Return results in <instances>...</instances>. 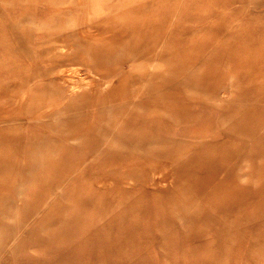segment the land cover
Returning <instances> with one entry per match:
<instances>
[{
  "label": "rangeland",
  "instance_id": "1",
  "mask_svg": "<svg viewBox=\"0 0 264 264\" xmlns=\"http://www.w3.org/2000/svg\"><path fill=\"white\" fill-rule=\"evenodd\" d=\"M0 204V264H264V0H0Z\"/></svg>",
  "mask_w": 264,
  "mask_h": 264
},
{
  "label": "bare ground",
  "instance_id": "2",
  "mask_svg": "<svg viewBox=\"0 0 264 264\" xmlns=\"http://www.w3.org/2000/svg\"><path fill=\"white\" fill-rule=\"evenodd\" d=\"M87 1V0H86ZM64 2V1H63ZM74 2V1H73ZM83 2V1H82ZM72 3V2H71ZM81 3V2H80ZM84 3V2H83ZM88 3V2H87ZM85 5V4H84ZM88 5V4H87ZM81 9V8H80ZM63 11V10H62ZM67 11V10H66ZM74 13V12H73ZM91 13V12H90ZM80 14H83V13H80ZM119 17V16H118ZM78 18V17H77ZM80 19V18H79ZM83 21V20H82ZM117 22V21H116ZM63 23V22H62ZM57 24V23H56ZM60 24V23H59ZM83 24V23H82ZM81 24V25H82ZM62 25V24H61ZM53 26V25H52ZM63 26V25H62ZM77 26V25H76ZM31 27V26H30ZM88 28V27H87ZM91 29V28H90ZM89 30V29H88ZM92 30V29H91ZM102 30V29H101ZM76 31V30H75ZM84 31V30H83ZM100 31V30H99ZM98 30H97V32H99ZM70 34V33H69ZM97 35V34H96ZM99 35V34H98ZM70 36V35H69ZM72 36V35H71ZM86 36V35H85ZM92 36H94V35H92ZM81 37V36H80ZM90 37V36H89ZM96 37V36H95ZM108 37V36H107ZM130 37V36H129ZM58 38V37H57ZM73 38V37H72ZM76 38V37H75ZM82 38V37H81ZM98 38H100V37H98ZM92 39V38H91ZM69 40V39H68ZM71 45V44H70ZM78 45V44H77ZM22 46V45H21ZM56 47V46H55ZM62 47V46H61ZM80 47H81V45H80ZM24 48V47H23ZM25 49V48H24ZM23 49V50H24ZM25 50H27V49H25ZM82 50H83V48H82ZM45 51V50H44ZM47 51H48V49H47ZM65 51V50H64ZM25 52V51H24ZM46 53H48V52H46ZM62 53V52H61ZM32 54V53H31ZM30 54V55H31ZM74 54V53H73ZM29 55V54H28ZM75 55H76V53H75ZM54 56V55H53ZM122 56V55H121ZM31 57V56H30ZM76 58V57H75ZM116 58V57H115ZM138 58V57H137ZM105 61V60H104ZM134 62V61H133ZM138 62V61H137ZM93 63V62H92ZM84 64V63H83ZM123 64V63H122ZM137 64V63H136ZM101 65V64H100ZM67 66V65H66ZM87 66V65H86ZM112 67L114 66V65H111ZM121 66V65H120ZM141 66H142V64H141ZM54 67H56L55 65H54ZM110 67V66H109ZM144 67V66H143ZM39 68H40V66H39ZM53 68V67H52ZM80 68V67H79ZM36 69V68H35ZM59 69H60V67H59ZM73 69V68H72ZM80 70V69H79ZM86 70V69H85ZM40 71V70H39ZM43 71V70H42ZM77 71V70H76ZM49 73V72H48ZM85 73V72H84ZM106 74V73H105ZM109 74V73H108ZM113 74V73H112ZM111 74V75H112ZM56 75V74H55ZM99 75V74H98ZM110 75V74H109ZM72 76V75H71ZM81 76V75H80ZM102 76V75H101ZM66 77V76H65ZM85 77V76H84ZM63 78V77H62ZM81 79H82V77H80ZM107 78V77H106ZM86 79H88V78H86ZM68 80H70V78L68 79ZM74 80V79H73ZM91 80V79H90ZM49 81V80H48ZM100 81V80H99ZM48 83V82H47ZM53 83V82H52ZM99 83V82H98ZM17 84V83H16ZM56 84H57V82H56ZM103 84V83H102ZM50 85V84H49ZM79 85V84H78ZM104 85V84H103ZM23 86V85H22ZM25 86V85H24ZM60 86V85H59ZM59 86H58V88H59ZM72 85H70V87H71ZM50 87V86H49ZM61 87V86H60ZM66 87V86H65ZM52 88V87H51ZM55 88H56V85H55ZM26 90V89H25ZM52 90V89H51ZM60 90V89H59ZM65 90V89H64ZM81 92V91H80ZM82 92H83V90H82ZM100 92H102V91H100ZM22 93V92H21ZM62 93V92H61ZM79 93V92H78ZM105 93H107V92H105ZM131 93V92H130ZM95 94H96V92H95ZM59 96V95H58ZM57 96V97H58ZM64 97V96H63ZM62 97V98H63ZM66 97H67V95H66ZM72 99V98H71ZM62 100V99H61ZM15 101V100H14ZM68 101H70V100H68ZM74 102V101H73ZM72 102V103H73ZM69 104V103H68ZM71 104V103H70ZM106 104V103H105ZM71 105H73V104H71ZM103 105V104H102ZM108 105H110V104H108ZM98 107V106H97ZM104 110V109H103ZM101 111V110H100ZM57 112V111H56ZM59 112V111H58ZM58 112H57V114H58ZM66 113V112H65ZM62 117V116H61ZM60 118V117H59ZM46 119V118H45ZM26 120H28V119H26ZM9 122V121H8ZM73 141V140H72ZM167 143V142H166ZM104 180V179H103ZM105 181V180H104ZM102 183V182H101ZM128 184V183H127ZM19 187H20V185H19ZM117 188V187H116ZM20 191V190H19ZM17 193H18V190H17ZM18 195H20L19 193H18ZM46 202V201H45ZM6 203V202H5ZM4 203V205H6ZM45 204V203H44ZM1 205V204H0ZM13 205V204H12ZM9 206V205H8ZM8 206H6V208L8 207ZM11 206V205H10ZM1 208H2V206H0V210H1ZM7 210H8V208H7ZM11 211V210H10ZM9 213V212H8ZM11 213V212H10ZM9 213V214H10ZM127 213H130V212H127ZM110 214V213H109ZM3 215V214H2ZM107 215V214H106ZM115 215V214H114ZM129 215V214H128ZM8 216V215H7ZM22 216V215H21ZM23 216H24V214H23ZM116 216V215H115ZM127 216V215H126ZM130 216H132V215H130ZM4 217H5V215H4ZM62 217L63 216H59V220H63L62 219ZM6 218V217H5ZM117 218H118V216H117ZM9 219V218H8ZM32 219V218H31ZM115 219V218H114ZM106 220V219H105ZM118 220V219H117ZM64 221V220H63ZM180 221V220H179ZM60 222V221H59ZM58 223V222H57ZM108 223V222H107ZM110 223V222H109ZM1 225V224H0ZM2 225H4L3 223H2ZM1 225V227H3ZM115 225V224H114ZM50 226V225H49ZM4 227H6V226H4ZM103 227H105V226H103ZM160 227V226H159ZM96 228V227H95ZM11 229V228H10ZM112 229V228H111ZM159 229V228H158ZM158 229H156L157 230V232H158ZM2 229H0V231H1ZM6 230V229H5ZM105 230H106V228H105ZM110 230V229H109ZM108 230V231H109ZM169 230V229H168ZM107 231V230H106ZM130 231V230H129ZM95 232H96V230H95ZM117 232V231H116ZM130 232H132V230L130 231ZM159 232H161V231H159ZM163 232V231H162ZM161 232V233H162ZM165 232V231H164ZM163 232V233H164ZM106 233V232H105ZM113 233V232H112ZM1 234H2V232H1ZM106 234H108L109 235V233H106ZM132 234V233H131ZM154 234V233H153ZM160 234V233H159ZM236 234V233H235ZM3 235V234H2ZM7 235V234H6ZM116 235V234H115ZM128 235V234H127ZM3 236H5V234L3 235ZM8 236H9V234L6 236V242H7V240L9 239L8 238ZM164 236H165V234H164ZM108 238L110 237V236H107ZM161 237V236H160ZM227 237V236H226ZM8 238V239H7ZM71 238V241H69V243L67 242V239H66V242L68 243L67 245H61V248H57V247H55L54 248V250L53 251H51V252H49V253H47V254H45L44 255V257H42V259H41V263H42V260L44 261V262H46V264H87V263H95V264H99V262H100V252H98V251H96V249L94 248V246H96V244H97V240H96V238H95V236L94 235H91V241L89 240V241H87L86 242V244H85V238L86 237H83V236H79V239H78V241H79V243L78 242H75L76 240H77V238H78V236H73V237H70ZM125 238L126 239H128V237H126L125 236ZM113 240H115V239H113ZM112 240V241H113ZM130 240V239H129ZM2 241V240H1ZM12 241V240H11ZM117 241V240H116ZM230 241V240H229ZM5 242V243H6ZM15 242V241H14ZM13 242V243H14ZM119 242V241H118ZM117 242V243H118ZM126 243L127 242V240H125V241H123V242H121V243ZM173 242H175V241H173ZM4 243V244H5ZM120 243V242H119ZM165 243H166V241H165ZM9 244V243H8ZM116 244V243H115ZM114 244V245H115ZM127 245H128V243H126ZM13 246H14V244H12ZM12 245H11V247H12ZM118 245V244H117ZM116 245V246H117ZM120 245V244H119ZM123 246V247H125V249H127L126 247H128V246ZM215 245V244H214ZM235 246V245H234ZM3 247H5V246H3ZM10 247V248H11ZM119 247V246H118ZM121 247V246H120ZM3 250H4V248H2ZM1 249V250H2ZM13 249H14V247H13ZM120 249V248H119ZM123 249V248H122ZM163 249V248H162ZM10 250V249H9ZM170 250V249H169ZM14 251V250H13ZM118 250H117V248H116V252H117ZM173 251V250H172ZM1 252H3V251H0V253ZM5 252H3L2 253V255L4 254ZM124 254H125V252H123ZM122 253V254H123ZM127 253V252H126ZM217 253V252H216ZM12 254V253H11ZM2 255H0V256H2ZM17 255V254H16ZM62 255H64V258H60ZM2 258V257H1ZM257 258V257H256Z\"/></svg>",
  "mask_w": 264,
  "mask_h": 264
}]
</instances>
